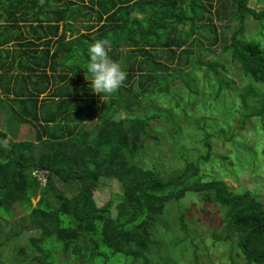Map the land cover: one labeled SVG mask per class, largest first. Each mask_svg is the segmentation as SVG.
Segmentation results:
<instances>
[{
    "label": "trees",
    "instance_id": "trees-1",
    "mask_svg": "<svg viewBox=\"0 0 264 264\" xmlns=\"http://www.w3.org/2000/svg\"><path fill=\"white\" fill-rule=\"evenodd\" d=\"M249 21L261 26L260 38L243 39ZM234 22L240 26L228 38ZM99 39L127 72L120 89L102 98L84 69L88 47ZM218 51L228 63L213 59ZM0 86L13 123L0 130V258L9 241L34 231V251L15 250L26 257L19 264L27 255L39 264H170L161 251L168 241L178 246L190 234L196 253L208 249L181 206L197 194L226 211L237 256L264 264V203L201 174L202 160L232 159L216 155L211 138L221 134L234 147L248 119H264V7L256 10L252 0H0ZM227 100L234 107L218 110ZM183 102L198 115L214 103L191 134V126H180ZM212 115L225 122L238 115L242 123L211 128ZM154 121L168 128L155 132ZM25 132L31 140L20 142ZM183 134L197 148L204 143L197 162L185 161L189 149L176 151L187 163L169 175L159 167L162 155L148 162L157 151L187 149ZM36 170L48 172L45 186ZM104 179L116 180L121 193L100 208L95 193Z\"/></svg>",
    "mask_w": 264,
    "mask_h": 264
},
{
    "label": "rangeland",
    "instance_id": "rangeland-1",
    "mask_svg": "<svg viewBox=\"0 0 264 264\" xmlns=\"http://www.w3.org/2000/svg\"><path fill=\"white\" fill-rule=\"evenodd\" d=\"M253 2L255 1L252 0V7L258 11L262 10V8L264 7V3ZM229 26L230 30L227 33L228 38L231 37V34L240 26V24L234 22L229 24ZM77 27L79 29L82 28L80 25H77ZM260 32L261 26L253 21H249L245 25V36L243 37V39L250 40L251 38H260ZM219 52L220 51L217 52L218 54L216 56H212L213 59L219 62L228 63V58L223 56ZM199 76L202 78V74H200ZM231 79L236 82L240 80L237 77L236 73L231 76ZM204 85L208 86L207 81L204 82ZM243 86L244 85H241L240 89ZM233 96L234 94L231 95L232 98ZM7 97V94L0 86V130L4 129V131H7L6 129H8L7 125H13V123L11 124L10 120V117L12 116V104L9 105L7 103ZM229 103L231 106H233L234 101H224L222 107H219L218 110H227ZM183 104L186 107H183V109L180 110V126L183 130L189 129V126H191V134L196 131L193 127V123H196V120L200 119V117L206 116L208 114L207 110L211 108L210 104L214 103L208 102L205 106L202 105V112L199 115L192 112L196 111L194 108L192 109L191 105H188L185 102H183ZM100 105L104 104L100 103ZM209 114H211V112ZM123 116L126 117V114H123ZM135 116H139V114ZM221 117H223V115H221ZM230 120L234 122L232 123L233 126L231 127L238 128L242 123V120L238 115L235 119H228V122ZM212 121H216V123H211ZM221 121L222 120L212 115V119L209 122V127L215 128V125H217V123H221L223 126H225L228 123L225 121ZM167 128L168 124H165L163 122L158 123V121L152 122V130H154L155 132H160ZM22 129L23 127L20 126L18 132H21ZM216 129L217 131L220 130V128L217 127ZM229 129H226V131L228 132ZM216 134L219 135V133L217 132ZM30 137L31 136L28 135L27 132H25L23 135H19V140L20 142L31 140L29 139ZM182 138L183 142L187 144V149L180 148V144H178L179 146H177L174 151H172V149L170 148L164 149L163 151H157L153 158L147 157L148 162L150 163L151 161H157L158 155H162L164 160L161 162V166L159 167H161V170L169 175V172H171L172 169H175V166L180 167V169H183L185 167V164L187 162L179 161L178 156L188 151V149L192 152V154L186 155L187 158H185V161L187 160L190 162H197L201 156L206 154L207 150L206 147L203 146L204 143H200L202 145L198 146L197 148L196 144L188 141L190 139L187 137V135L183 134ZM210 141L213 142V149L217 150L216 155H225V157H227L232 153V159L228 158L224 161L220 160L216 163V165L202 160L201 174L205 177L204 181L224 180V182L228 185L231 194L233 193V191L239 195L248 193L250 194V196L255 197L256 199H258V201L264 203V119H248L246 128L243 131L239 130L236 133V136H234V138L232 139L235 148L232 147V144L228 143L221 136V134L220 137L216 136L214 138H211ZM224 142H227V144H225ZM225 147L228 149H226ZM177 150L182 154H176ZM216 155L213 154L212 161L214 159L216 160ZM165 158L167 161L171 162L170 165H167ZM47 175L48 172H46L45 170H36V172L33 173V176L38 179L42 186H45L48 183ZM102 182H104L102 183V189L95 193V200L100 208H105L106 206H109L111 204L113 195L121 193V188L120 184L116 180L110 181L104 179L102 180ZM191 195L192 196H190L185 201V204L183 202L181 206L188 210L186 214L187 221L191 226L193 234L200 235L203 233L204 237L202 238V241L204 243L206 242L208 249H205L204 252L199 251L198 253H196V246L194 247V241L191 239L190 234H188V240L183 244H179L178 246L168 245L169 235L165 234L164 240L168 242L167 244H163L164 246L161 250L163 253V257L167 258L169 255L170 264H248L245 260L237 256V254H239V249L236 248L235 243L236 240L238 242V235L233 231L227 229L230 222L229 218L226 217V211L222 208L214 206L213 204H207V201L203 200L204 202H200V197L197 194ZM201 196L203 198H207L206 194H203ZM37 202L38 199L33 200L34 205H36ZM190 204H194L191 209H189ZM193 208L194 211H192ZM197 215L199 218L196 217ZM14 220L18 222V220L20 219L16 217ZM193 220L195 221L194 224L191 223ZM10 227L14 228L13 226H9L7 230H5L6 233L13 231V229H11ZM18 231L20 230L18 229ZM35 235H37V232L26 231L22 233V235L19 237V240L9 241V243L2 249L0 264H19L18 260L21 258L25 259L26 257L24 258V255H19L20 252H17L15 250L17 248H26L28 249V253H30V250L31 252H33L34 250L29 243V239ZM213 235H216L218 239L214 240ZM228 236L231 237L230 240H228V238H219ZM157 238L162 242V239L159 236H157ZM195 254H197L199 257L198 263L195 262ZM33 257L34 256L27 255V258L29 260L25 264H39L37 261L33 260ZM64 264L72 263L67 262ZM111 264H124V262L115 263L114 260H112ZM129 264L143 263H134L132 260H130Z\"/></svg>",
    "mask_w": 264,
    "mask_h": 264
},
{
    "label": "clouds",
    "instance_id": "clouds-1",
    "mask_svg": "<svg viewBox=\"0 0 264 264\" xmlns=\"http://www.w3.org/2000/svg\"><path fill=\"white\" fill-rule=\"evenodd\" d=\"M109 42L99 39L88 47V61L84 67L91 75L90 87L95 94L111 96L127 79V72L119 61L112 59L108 52Z\"/></svg>",
    "mask_w": 264,
    "mask_h": 264
}]
</instances>
